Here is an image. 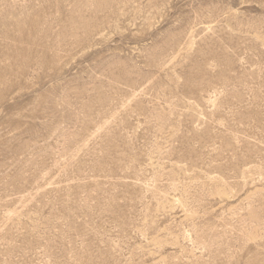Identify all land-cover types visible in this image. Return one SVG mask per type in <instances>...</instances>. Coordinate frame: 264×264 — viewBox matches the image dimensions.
<instances>
[{"label":"rangeland","instance_id":"1","mask_svg":"<svg viewBox=\"0 0 264 264\" xmlns=\"http://www.w3.org/2000/svg\"><path fill=\"white\" fill-rule=\"evenodd\" d=\"M0 264H264V0H0Z\"/></svg>","mask_w":264,"mask_h":264}]
</instances>
